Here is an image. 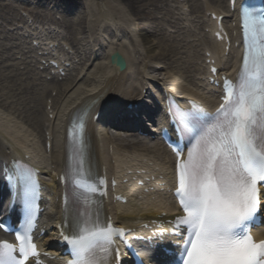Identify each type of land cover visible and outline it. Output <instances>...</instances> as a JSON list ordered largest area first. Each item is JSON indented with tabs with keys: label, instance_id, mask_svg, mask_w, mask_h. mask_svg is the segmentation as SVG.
Wrapping results in <instances>:
<instances>
[{
	"label": "snow or ice",
	"instance_id": "6c2138e0",
	"mask_svg": "<svg viewBox=\"0 0 264 264\" xmlns=\"http://www.w3.org/2000/svg\"><path fill=\"white\" fill-rule=\"evenodd\" d=\"M241 17L242 70L235 85L225 82V102L214 116L198 109L196 123L190 113H181L180 130L195 142L190 141L184 161L179 160L184 149L174 145L175 197L184 213L173 221L171 234L182 239L174 264H264V241L255 242L250 234L264 204V9L242 7ZM24 178L31 189V170ZM32 215L26 196V220L16 233L21 258L36 252L29 234ZM72 227L73 235L64 236L72 248L71 264H105L86 254L100 248L106 255L114 239L124 235L110 223L101 225L86 209ZM16 251L11 243H0V264H23Z\"/></svg>",
	"mask_w": 264,
	"mask_h": 264
},
{
	"label": "bare ground",
	"instance_id": "6f19581e",
	"mask_svg": "<svg viewBox=\"0 0 264 264\" xmlns=\"http://www.w3.org/2000/svg\"><path fill=\"white\" fill-rule=\"evenodd\" d=\"M8 1L6 5L8 10L13 13L16 11L18 7H12V3H19L22 1L24 3H31L38 7H51L53 10H59L58 13L62 14L64 17L62 19L63 27H67L68 23H70V13L68 14L62 9L63 0H0L1 2ZM120 5L126 9L127 13L136 17V19L132 22L124 21L125 14L120 13L116 7L112 6L113 4L109 0H80L78 4L69 3L70 0H65L64 5L70 7L72 12L78 10L79 8H84L87 11V15L91 18L90 22L86 23V20H83V13L80 12L81 19L78 16L77 18L81 21L84 27H90L89 36L91 38L92 47H88V50H84L85 55H88V59L86 61V73L81 75L80 73L75 77V79L65 88L66 94L70 92V97L68 99H72V102L66 104L65 108H60L54 115V119L52 121V128L50 130V135L52 136L51 144V153L53 155L52 164L58 170L60 168L61 162V153L59 149V140H58V131H59V123L62 121L67 122L69 120L72 112L74 111L75 102L80 98H84L86 100V107L92 105V109L90 114H94L96 111H100L103 108V113L101 119L98 121L97 125H93L92 122H89V135L92 136L93 132H95V126H98L99 134L102 138L106 139V136L103 132V128H112L116 131H122L124 129V125L115 124L114 116L115 114L120 113V106L123 103H129L132 101H137L140 103L139 110L141 114H148L151 117L149 122H155L157 117L160 116L159 112L153 108V105H149L147 102V96L143 97L142 90L144 88L155 87L154 82H156L161 77L164 82H166L169 86H171L178 93L184 94L190 85H192L193 79L189 77V79L185 78V76L181 72H177V75H169L166 76L165 66L170 65V63L174 62L173 60L178 55L176 46H167L164 45L162 49V53L156 54L152 57L153 64H148L145 62V55L153 54V50H141L137 51L138 41L149 43L147 37L150 33H154L155 29L150 28L151 25H145L140 22L142 16H146L143 8L153 7L156 8V5L162 0H118ZM225 0H207L206 2V12L218 11L224 4ZM44 4V5H43ZM112 4V5H111ZM56 8V9H55ZM83 10V12L85 11ZM57 14V13H55ZM122 14L124 17L121 18L119 15ZM36 20H46L48 18L47 15L52 17L50 13L38 12L35 13ZM61 15V16H62ZM0 20L3 22H9L7 18L1 17ZM172 28V27H171ZM88 29V28H87ZM202 35V34H201ZM206 39V38H205ZM234 38L232 35L229 36L230 48L228 54L225 56V51L223 49L222 44L215 43L213 40V48L216 50H221L220 56L222 58L217 59L218 66L222 67L225 61H229L234 59L237 54V50L234 48ZM210 42L206 39L205 44ZM167 46V47H166ZM88 52V53H87ZM120 53L126 63L127 68L125 71L120 72L115 68H110L109 56L114 53ZM217 54V53H216ZM134 56H138V59H133ZM215 57V56H214ZM136 61V62H135ZM91 70L90 73L89 70ZM187 69H189L187 67ZM190 70V69H189ZM203 72L200 67L197 65L192 66L191 72ZM194 74V73H193ZM88 75L92 78H88ZM168 75V74H167ZM55 78V77H54ZM53 78V79H54ZM184 79V83H179L176 79ZM169 79V80H168ZM178 79V80H179ZM78 84V85H77ZM48 87V85H45ZM77 86V87H76ZM84 86V88L82 87ZM45 87V88H46ZM76 87V89H74ZM33 91L36 93V96L45 101L43 98L44 90H40V94L38 93V89L35 86H32ZM74 89V90H73ZM19 94L20 89H14ZM16 91H14L16 93ZM60 92V91H59ZM39 95V96H38ZM78 95V96H77ZM192 97V96H191ZM96 101V102H95ZM113 101V103H111ZM95 102V103H94ZM105 104V106H104ZM1 109V107H0ZM65 111V112H64ZM62 112H64L62 114ZM53 114V113H52ZM5 113H0V136H2V140L6 141V143L11 144V140H13L17 145L22 146L24 150L28 154L30 151L27 143L31 142L33 146L36 148L37 153H41L40 147V137L37 138V135H34V131L36 128L41 125L42 116L38 117H30L28 119L29 126L32 127L30 131L22 132L20 129H17V124L15 122H10ZM33 117V118H32ZM15 125V126H14ZM18 136H21L18 139ZM10 139V140H9ZM16 140V141H15ZM101 142V141H100ZM103 144H101L102 146ZM103 149V146H102ZM44 150V148H43ZM150 153L159 160L160 165H164V169L167 172V180H169L170 174V166L172 163V159L170 157H160L159 153L155 151H150ZM5 154L4 150L3 153ZM12 154L20 155V152L16 148H12ZM31 155V154H30ZM100 155L102 156V161L106 164V153L104 150H100ZM135 157L139 159H143L144 155L137 153ZM9 157L6 155L2 156L0 161H7ZM109 167V166H108ZM123 165L117 166V174L119 171L122 172L121 169ZM160 195V194H159ZM163 198H169L167 193L160 195ZM129 198V196H128ZM131 205H135L131 203L129 198L128 207ZM116 207L121 210H125L128 207H123L121 205L116 204ZM116 209V208H115ZM117 210V209H116ZM138 216L135 218L137 219ZM137 221L133 220L131 222L132 226H135ZM259 238L263 237V233H257ZM143 256V255H142ZM160 264H165L161 261Z\"/></svg>",
	"mask_w": 264,
	"mask_h": 264
},
{
	"label": "rangeland",
	"instance_id": "374dc122",
	"mask_svg": "<svg viewBox=\"0 0 264 264\" xmlns=\"http://www.w3.org/2000/svg\"><path fill=\"white\" fill-rule=\"evenodd\" d=\"M70 1L71 2L69 3L76 4L80 2V0ZM109 1L113 3L118 10H121V13L125 14L124 20L132 22L136 19V17L127 13L126 9L120 5L118 0ZM162 1L156 5V8L148 6L143 8L146 16H142L140 22L145 25H151L152 27L150 28H154L155 31L154 33H150L147 37L149 43L139 42L141 47L140 49L153 50V54L145 55L146 62L153 64L152 57L156 54L158 55L162 53L164 45L176 46L178 55L173 60L174 62L165 66L164 72L168 77L169 75L178 76L177 72H181L186 79H189V77L192 79V75L194 73L191 72L192 66H199L201 64V58L198 56L200 55V46L204 41V37L200 35L201 28L199 22L203 15L202 12L204 4L201 0H187L190 12L183 15L177 11L178 8H176V5H178V0ZM7 4L8 1L0 3V16L7 18L9 21L13 16H17V12L15 13L13 10V13H11L6 6ZM25 6L26 5H20L21 8H26ZM12 7L15 6L12 5ZM29 8L31 9L30 6ZM67 9L70 10V8ZM42 10L43 9L40 8V12ZM76 14H78V12L74 15ZM78 23L76 25L72 24L69 26L70 33L77 27L78 30L80 29ZM167 27H172L176 30V34L167 33L165 31V28ZM2 31L3 29L0 27V106L4 108L6 116L10 117L7 118L10 122H12V125L13 122L16 121V124L18 122L16 127L17 129H20L22 132H25L26 130L30 131L32 127L29 126L30 122H27L28 119L30 120L31 116L39 118L42 116L43 111V99L40 101V99L36 96L37 92L35 93L32 89V83L37 85V79L39 77L28 75L25 71H19L20 64L12 58L13 53L16 51L14 48L18 46L19 41L11 36L3 34ZM73 40L74 44L78 47V49H80L78 42L75 41L76 39ZM80 43L85 44V42ZM187 67L190 70L187 69ZM178 79L179 78L176 80L179 83H184L185 81L184 79ZM17 88L20 89L19 94H17V91L14 90ZM42 88L45 92L43 98H45L48 96L50 87L44 88V86H42L40 88V86H38V93ZM14 91H16V93ZM40 126L41 125H39L34 131V135L36 134L37 138L42 136ZM160 154L164 155L162 151Z\"/></svg>",
	"mask_w": 264,
	"mask_h": 264
},
{
	"label": "water",
	"instance_id": "95a60500",
	"mask_svg": "<svg viewBox=\"0 0 264 264\" xmlns=\"http://www.w3.org/2000/svg\"><path fill=\"white\" fill-rule=\"evenodd\" d=\"M117 57V66L122 69L125 66V62L123 61V59L118 56V55H114L111 57V62L114 63V58Z\"/></svg>",
	"mask_w": 264,
	"mask_h": 264
}]
</instances>
